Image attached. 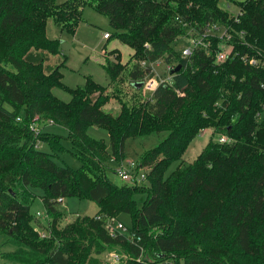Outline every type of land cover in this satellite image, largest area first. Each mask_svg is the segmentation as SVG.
Wrapping results in <instances>:
<instances>
[{"label":"trees","instance_id":"trees-1","mask_svg":"<svg viewBox=\"0 0 264 264\" xmlns=\"http://www.w3.org/2000/svg\"><path fill=\"white\" fill-rule=\"evenodd\" d=\"M231 2L237 11L228 9ZM86 5L106 15L109 35L134 50L129 73L136 89L142 87L136 86L142 59L181 64L173 82L138 103L123 102L118 115L103 110L109 93L93 77L84 86L64 84L66 58L46 65L61 46L47 35V20L53 17L74 34ZM178 15L197 27L228 26L232 37L225 45L231 44L232 55L216 62L225 45L213 37L210 53L197 49L189 60L181 58L186 26ZM104 68L111 78L122 70L119 62ZM55 87H64L70 99L56 97ZM263 105L264 0H0V234L14 246L6 257L12 264H100L92 248L101 253L119 246L130 253L123 264H264ZM48 119L67 128L64 137L80 168L53 160L67 148L60 134L44 129ZM34 120L39 133L30 129ZM93 125L108 130L112 152L88 134ZM205 128L230 141L212 136L194 160L167 176ZM154 131L167 133L136 162L134 173L146 167L144 180L118 184L109 178L111 154L123 159L126 139ZM35 188L42 191L50 237L34 226ZM141 193L146 197L139 206L135 196ZM67 196L92 200L99 209L61 226L57 200ZM121 213L132 218L133 238L111 236L105 228L103 217Z\"/></svg>","mask_w":264,"mask_h":264},{"label":"rangeland","instance_id":"rangeland-1","mask_svg":"<svg viewBox=\"0 0 264 264\" xmlns=\"http://www.w3.org/2000/svg\"><path fill=\"white\" fill-rule=\"evenodd\" d=\"M56 1L60 4L66 0ZM221 5L225 6L226 4L221 3ZM83 9L82 18L78 23L79 25L74 34L67 30L60 29L55 24L53 17L48 18L47 35L52 39L60 40L61 46L58 54L51 55L50 58L46 60V65H57L62 59L66 58L65 64L60 69L63 72L62 80L64 84L73 88L80 85L84 86L87 77H93L96 82L105 87V93H109L108 102L103 105V110L118 115L123 102L128 104L138 103V101L148 98L150 90L146 89L144 82L140 89H136L134 86V80L129 73V70L131 69L130 67L136 61L133 57L135 53L134 50L112 34L106 38L104 37L106 31L113 32V28L109 23L107 16L99 12L92 5H86ZM228 9L233 12L237 11L239 7L238 4L231 2L229 3ZM180 46L181 45H179V47ZM106 62L111 65L119 62L122 66L121 72L115 78H111L108 72H106L104 68ZM159 71L163 73L165 69L161 67ZM165 74L166 73H164V75ZM52 92L61 100L68 101L70 99V94L64 87H55ZM42 125L45 126L44 129L46 128L47 131L60 134L62 136V144L67 148L64 152H58L59 155L55 156L53 160L61 165L68 164L72 168H80L82 165L81 160L74 158L70 142L64 137L67 135V128L65 125H62L61 123L45 124V122H43ZM88 129V134L91 137L102 140L104 144H106L108 151L112 152L107 129L95 125ZM166 133V131H154L149 134L126 139L124 142L123 159L120 160L115 155L111 154V157L109 158L110 160L106 163V170L109 178L118 184L125 183L116 173L113 172L114 170L116 171L118 164L120 162L126 163L127 160L139 162L140 156L145 151L157 145L159 141L164 138ZM212 136L216 138L218 137L216 133L215 135L213 134L212 128H208L194 138L183 154V158L170 165V168L167 171V176L170 174V171L176 168L179 164H185L194 160ZM38 146L46 152L51 150L50 146L46 143H39ZM146 183H148V180ZM32 191L36 193V195L35 198L31 200V213L36 218V213L41 212L42 215L40 217H43L45 214V206H43L40 198L42 191L39 188L32 189ZM145 197V193L137 194L135 196L139 206H141ZM24 198L27 200L29 199V197L26 196ZM59 205L60 210L63 212V216L60 219L61 226L73 221L74 218L79 215H95L97 212L96 210L99 209L98 204L94 201L85 198L80 199L75 196L65 197L63 204L60 203ZM116 217L126 225V233L131 237H134V234L130 233V228L132 227V218H130V215L128 213H121ZM38 223L41 227L46 228L48 221L41 218ZM34 226L36 227V223H34ZM8 238L7 235L0 234V264L13 263L12 260L6 257L8 251L14 249V246ZM92 249L94 258L101 260L100 264H107L109 259L106 258V256L108 253H112V251L118 252L123 256V260L119 264H123L122 262L130 256L128 251L119 246H112V248H108L101 253H95V249Z\"/></svg>","mask_w":264,"mask_h":264},{"label":"built area","instance_id":"built-area-1","mask_svg":"<svg viewBox=\"0 0 264 264\" xmlns=\"http://www.w3.org/2000/svg\"><path fill=\"white\" fill-rule=\"evenodd\" d=\"M175 20L180 23L182 22L186 26V32L184 35H181V37L179 38L180 42L178 44L181 45L179 47V51L181 58L184 59L189 60L197 51V49H203L206 51V53H210L211 52L210 46L212 45L213 37L222 38L223 42L221 43H223L224 45L227 44L232 37L228 26H225L219 22H211L201 27H197V24L193 25L190 21L184 19L182 16L180 17L179 15L175 17ZM108 35L109 33L106 32L104 34V37L106 38ZM232 51L233 50L231 44L225 45V48L217 49L215 54V61L218 63L225 61L229 56L232 55ZM242 57L249 64L252 65L261 64L259 63L258 59H256L255 57H247V56H242ZM140 64L142 65V67H144L143 78L141 81L144 82V84L146 85L145 86L146 89L150 90L149 94H152L153 90L156 89L159 85L168 84V83L171 84L173 82L172 81L174 75L173 72L174 69L176 68V65L174 63L165 62L163 58H158L152 62L142 59L140 60ZM161 67L165 69L163 73L159 71ZM164 73L166 74L164 75ZM179 94L183 95V93L180 92ZM48 122L53 123V119H48ZM30 129L32 131H35L36 133L40 132L39 124L37 120H34L30 124ZM206 129L208 128H205L204 130ZM216 139L221 142L230 141V138L224 134L218 135ZM36 146H38V143L36 144ZM136 166H137L136 161L127 160L126 163L120 162L115 172L124 182L126 181L130 183H140L146 177V167L141 169L140 174H136L134 173ZM63 200H64L63 197H59L57 201L63 202ZM41 215H42L41 212H37L36 218L38 220L41 218L45 219V221L48 220V216L46 215V212L43 217H40ZM102 217H103L102 215H97L98 219H101ZM103 219L105 222L104 223L105 228L107 229L108 233L111 236L112 235L115 236L117 232L126 233L127 230L126 225L116 216L114 215L106 216L103 217ZM47 226H49L48 223ZM35 229L38 231L41 237H50L49 236L50 230L41 227L39 223L36 224ZM106 258L109 259L107 261V264H119L123 260V256L115 251H112V253H108Z\"/></svg>","mask_w":264,"mask_h":264},{"label":"water","instance_id":"water-1","mask_svg":"<svg viewBox=\"0 0 264 264\" xmlns=\"http://www.w3.org/2000/svg\"><path fill=\"white\" fill-rule=\"evenodd\" d=\"M181 67H182L181 64H177V65H176V68L174 69V72H175V71H179V70L181 69ZM142 85H143V82L138 81L136 86H137V88H138V87H141Z\"/></svg>","mask_w":264,"mask_h":264},{"label":"crops","instance_id":"crops-1","mask_svg":"<svg viewBox=\"0 0 264 264\" xmlns=\"http://www.w3.org/2000/svg\"><path fill=\"white\" fill-rule=\"evenodd\" d=\"M106 32H107V31H106ZM208 142H209V141H208ZM64 200H65V198H64ZM64 200H63V202H64ZM63 202H59V204H60V203H62V204H63ZM98 208H99V207H98ZM97 210H98V209H97ZM97 210H96V211H97Z\"/></svg>","mask_w":264,"mask_h":264}]
</instances>
